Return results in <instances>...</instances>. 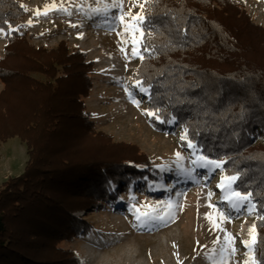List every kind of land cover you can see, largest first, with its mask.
<instances>
[{
  "label": "trees",
  "instance_id": "obj_1",
  "mask_svg": "<svg viewBox=\"0 0 264 264\" xmlns=\"http://www.w3.org/2000/svg\"><path fill=\"white\" fill-rule=\"evenodd\" d=\"M26 14L20 0H0L8 38L0 147L18 136L28 153L24 171L0 185V264H81L62 245L92 230L76 212L153 177L151 159L96 129L85 100L94 61L64 40L35 46L18 27ZM144 17L135 77L150 87L149 108L160 110L163 123L152 121L161 128L176 119L205 155L238 175L235 188L257 205L255 257L264 264V26L244 0H148Z\"/></svg>",
  "mask_w": 264,
  "mask_h": 264
},
{
  "label": "rangeland",
  "instance_id": "obj_2",
  "mask_svg": "<svg viewBox=\"0 0 264 264\" xmlns=\"http://www.w3.org/2000/svg\"><path fill=\"white\" fill-rule=\"evenodd\" d=\"M147 1L123 0L124 20L117 19L110 26V21L119 17L120 11L112 9L107 21L103 14L89 18V6L97 7L96 0H20L27 14L18 27L28 31L31 43L51 49L64 40L71 50L81 49L87 53L88 61H94L93 87L85 100L96 129L112 134L115 141L136 143L151 159L153 177L145 175L135 180L115 199L109 198L91 212L77 211L76 215L85 216L92 223V230L86 236L65 240L62 245L74 249L81 264H127L130 258L128 264H214L221 259L224 264H245L246 261L252 264V260H256L258 213L254 199L251 198V203L255 204V210L249 213L246 206L241 208L239 212H246L241 219L233 216L237 212L227 201H215L222 199L217 190L222 177L236 174L227 173L224 163L216 173L194 170L191 157L203 155L223 160L208 157L192 141L195 147L189 148L187 129L176 119L172 118L165 127L156 126L155 121L163 123V120L145 111L151 110L150 87L143 84L148 88L147 95L133 87L139 80L135 72L143 57V22L137 24L134 35L125 31V24L130 22L129 12L131 16L144 17ZM244 2L253 20L264 26V0ZM53 4L67 8L71 15L51 9ZM45 11L47 15L43 14ZM6 32L5 29L0 32V56L8 42ZM133 47L139 55H131ZM3 85L0 80V90ZM126 88L140 102L139 106L132 102ZM182 136L186 139L182 140ZM263 138L264 135L260 137ZM176 153L182 157L179 161ZM27 160V145L18 136L2 142L0 185L10 176L21 174ZM163 188L167 191L157 192ZM168 211L173 212L174 219L167 223L151 221L144 215H140V220L136 218L140 213L166 215ZM221 211L230 219H221ZM206 214L211 215V220ZM141 221H145L146 226H140ZM253 225L255 231L250 235ZM228 234L233 238L230 245L225 239ZM244 241L249 243L251 251ZM232 248L235 252H231Z\"/></svg>",
  "mask_w": 264,
  "mask_h": 264
},
{
  "label": "snow or ice",
  "instance_id": "obj_3",
  "mask_svg": "<svg viewBox=\"0 0 264 264\" xmlns=\"http://www.w3.org/2000/svg\"><path fill=\"white\" fill-rule=\"evenodd\" d=\"M96 4L97 7H91L89 6L88 12H89V18H91L92 15H101L103 14L106 18L107 21V17L108 14L112 11V9H118L120 11V15L119 17H113L112 20L110 21V26L114 25L116 20L119 19L121 21L124 20V12H123V0H96ZM135 6V5H134ZM141 7H143V5H140ZM49 6H46V8ZM51 9L53 10H59V11H63V12H67V14L71 15V12L63 7L62 5L57 8L56 4H53L50 6ZM81 10H83V7L81 6ZM41 13L39 12V10H37V15H40ZM44 15H47V11H45L43 13ZM130 16V22L125 24V31L128 32L130 35H134V33L137 31V24L142 23L145 19V17L143 16H131V13L129 12L128 14ZM132 21H134L135 23H133ZM75 27V25H73ZM9 30H15L12 28L11 25H9ZM0 32H4V29H0ZM120 35H123V33H120ZM148 35H151V33H148ZM133 44H135V40H133ZM121 51H124V49H121ZM132 56H137L139 55V53L137 52L136 48L133 47L132 52H131ZM143 57H141L142 59ZM133 87H136L139 89L140 92L145 93L146 95L148 94V88L143 86V82L140 80H137L135 82V84L133 85ZM126 92H128V89H125ZM128 95L130 97V99L132 100V102L134 104H136L137 106H139V101H137L135 99V97L132 95L131 92H128ZM146 113L150 116H155L157 119H159L158 113H159V109H154V110H145ZM163 122V121H161ZM186 131V130H185ZM181 139H186V136H182ZM188 147L189 148H193L195 147L191 141L188 142ZM176 157L177 160L179 161L180 159H182V157L180 156V153H176ZM192 163L194 165H197L198 167L201 168H209L211 167L212 169H216V168H221L222 169V165L224 163V161H218V160H212V159H208L207 157L200 155L197 156V158L195 160L192 161ZM238 178V175H232L226 178H222L221 180V184L218 185V187H220L224 192L225 195L223 197V199L225 201H227L228 205L230 206V208L236 212H239L241 210V208L246 206V211H248L249 213L253 212L255 210V204L251 203V193H241L238 190H235L234 188L231 187L232 183ZM227 181V187H225V182ZM212 193L209 192V197H211ZM210 207H213L212 205H209ZM171 202H169V208H171ZM139 209H137V212L139 213ZM155 212V210H153ZM140 215H144L146 216L149 220L151 221H161L163 223H167L169 220L174 219V214L171 211H168L166 215H150L149 213H140L139 215H137V220H140ZM207 218H209L211 220V215L210 214H206ZM220 218L221 219H230L229 216H227L224 212H220L219 213ZM259 219L264 220V216H260ZM255 231V225H253V227L249 230L250 235ZM226 243L227 244H231V240L233 239L230 234H228L226 237ZM245 244L246 247H249L250 251H251V246L249 245V243L247 241L243 242ZM225 251L224 248L221 249V253H223ZM231 252H235V248L231 249ZM209 259H211V257H209ZM214 264H224L223 259H221L220 261H214ZM245 264H247V261L245 262ZM252 264H257V261L255 259L252 260Z\"/></svg>",
  "mask_w": 264,
  "mask_h": 264
},
{
  "label": "bare ground",
  "instance_id": "obj_4",
  "mask_svg": "<svg viewBox=\"0 0 264 264\" xmlns=\"http://www.w3.org/2000/svg\"><path fill=\"white\" fill-rule=\"evenodd\" d=\"M197 158V156L194 158V157H191L190 158V164L192 165V167H193V169L195 170V169H199V170H205V171H208V173H216V170L218 169V168H216V169H212L211 167H209V168H201V167H198L197 165H194L193 163H192V161L193 160H195ZM212 160H215V159H212ZM219 161V160H218ZM165 175L166 174H164L163 176H162V178L163 179H165ZM222 178H226V177H222ZM234 183H235V181L232 183V185H231V187L233 188V186H234ZM221 184V181H220V183H219V185ZM163 185V182L160 184V186L161 187H163L162 186ZM228 185H227V181L225 182V187H227ZM219 189V192H221V195H222V199H217V200H215V201H220V200H223V201H225L224 199H223V197H224V195H225V192L219 187V188H217V190ZM221 189V190H220ZM166 192L167 191V188L165 189V188H163V189H157V192ZM168 193H170L171 194V192H168ZM226 202V201H225ZM228 204V203H227ZM242 210V209H241ZM244 214H246V212L245 211H242V212H237L235 215H233V216H235L236 218H239V219H241L242 217H244ZM140 226H142V227H144V226H146V224H145V221H141V224H140ZM160 226V225H159ZM246 227V226H245ZM130 261H131V258L129 259V262L128 263H130ZM127 263V264H128Z\"/></svg>",
  "mask_w": 264,
  "mask_h": 264
}]
</instances>
